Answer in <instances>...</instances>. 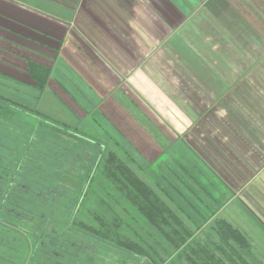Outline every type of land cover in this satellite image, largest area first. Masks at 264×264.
I'll return each instance as SVG.
<instances>
[{
	"label": "crops",
	"instance_id": "obj_1",
	"mask_svg": "<svg viewBox=\"0 0 264 264\" xmlns=\"http://www.w3.org/2000/svg\"><path fill=\"white\" fill-rule=\"evenodd\" d=\"M209 5L213 9L208 12ZM209 17L229 25L228 33L215 30L219 51L213 50L217 62L214 67L219 72L229 70V78L234 71L245 73L230 82L205 80L193 74L202 77L201 84L187 80L186 86H201L207 95H214L210 100L197 91L196 98L211 105L207 111L187 114L179 108V96L164 86L169 74L163 70L170 71V53L185 49L182 41L189 34V22L196 18L198 24L201 20L208 23ZM0 19V35L8 45L0 54L1 66L26 69L21 53L51 67L49 80L53 81L51 74L58 61L70 64L75 72H81L90 93L99 97L102 105L98 115L103 125L117 128V134L126 138L131 136L132 149H140V154L149 152L155 158L160 150L135 121L138 113L151 112L142 98L156 100L159 94L171 102L179 118L189 121L187 127L179 126L183 128L179 133L170 131L154 115L161 129L156 125L147 128L164 136L167 149L172 151L166 136L178 144L168 160L170 166L177 167L176 162L180 167L194 164L216 180L227 192L218 215L232 207L229 213L235 220L222 217L235 223L240 220L236 215L244 214V226H250L252 231L259 229L264 245V152L259 156L248 144L259 134L249 125V118L257 111L254 99L258 98L264 109V101L260 100L264 97V75L260 72L264 71V0H0ZM19 34L28 44L18 40ZM180 91L184 95L186 90ZM77 92L84 96L80 90ZM189 92L193 91L188 89V95ZM71 98L75 100L72 95ZM240 103L247 109L239 108L248 118V123L243 122L238 130L244 138L216 121L219 117L215 109L225 104L235 109ZM229 113L230 118H237ZM123 140L128 142V138ZM261 141L264 148L262 138Z\"/></svg>",
	"mask_w": 264,
	"mask_h": 264
},
{
	"label": "trees",
	"instance_id": "obj_2",
	"mask_svg": "<svg viewBox=\"0 0 264 264\" xmlns=\"http://www.w3.org/2000/svg\"><path fill=\"white\" fill-rule=\"evenodd\" d=\"M19 56L26 69L2 68L0 78L39 94L0 93V264H264L244 231L218 215L199 166L155 172L181 184L170 181L171 193L150 186L109 142L42 113L51 67ZM96 126L120 145L117 128Z\"/></svg>",
	"mask_w": 264,
	"mask_h": 264
},
{
	"label": "rangeland",
	"instance_id": "obj_3",
	"mask_svg": "<svg viewBox=\"0 0 264 264\" xmlns=\"http://www.w3.org/2000/svg\"><path fill=\"white\" fill-rule=\"evenodd\" d=\"M209 11L213 9L211 5H209ZM191 15V14H190ZM228 15V13H227ZM207 19L208 23L201 20L199 24L197 23L198 20L196 18L193 19L192 22H189V34L187 35V38L184 39L183 42V48L185 49L183 51L178 50L177 53L171 54L168 56V60L171 64L170 71H164L167 74H169L168 79L164 80V86L170 87L172 89L171 94L179 96V102L181 104H178L187 114H191V112H200V111H207V108L211 105L208 102L203 101V98H196L197 91L199 94H204L205 96H209L210 100L213 93L209 92L207 95V92L205 89L201 86L194 85L192 88H188L186 86L187 80H191L194 84H201L202 77L196 78L193 76V74H197V76H203L204 79L209 78L213 80L214 78L220 79L224 82H230V80L234 77H239L241 74L245 73V71H234V75L232 78H229L230 71L224 70L219 72L216 70L214 65H216L215 56L213 53V50H215L217 53L219 51V48L217 47L218 43V36L215 30H218L221 33H228L229 32V25L227 23H223L222 21L213 20L211 17ZM227 21V16L226 19ZM2 22L3 20L0 19ZM228 22V21H227ZM198 26V27H197ZM3 27V26H2ZM0 30H3L0 27ZM24 35L27 36V34L24 33ZM1 36V35H0ZM21 37V36H19ZM22 38V37H21ZM180 38V37H179ZM4 39V38H1ZM0 39V47H8L6 43H3V41ZM5 40V39H4ZM24 43L28 44V41L25 39H20ZM2 41V42H1ZM22 44V43H20ZM23 45V44H22ZM57 45V44H56ZM25 46V44L23 45ZM215 47V48H214ZM57 51V50H56ZM223 50H221V53ZM0 54H4V49H0ZM21 54V53H20ZM29 57L30 55L27 54ZM62 61L64 59H61ZM60 60V61H61ZM67 62V60H65ZM68 63V62H67ZM223 63V62H221ZM225 64H229L225 63ZM202 65V66H201ZM70 64H60L58 61V64H56V68L53 70L51 74L52 80H48L46 89L44 92L40 95L38 108L39 110L52 117L53 119L65 123H70L71 125H75L83 132H86L90 135H95L100 138H102L104 141L109 142V146L112 150H115L118 155L126 161L133 170L141 176L144 180H147V183L150 186L153 185V180L162 182L163 188L165 187L168 192L171 193V186L168 185V183L171 181L174 182L176 186H181L180 183L172 179V176L168 175L164 180H167V182H164V180H161V175L166 176L165 168L170 167L176 172H181L180 167H171V158L173 157V152L175 151V148L178 147V144L176 142H172V140L168 137L167 139L170 141L169 147H171L172 151L170 149H167V144L164 142V136L162 134H159L158 131L154 132L153 130L147 129L150 126H155L154 121V115L160 120L161 123H163L164 126H167L170 131L178 132L181 131L182 127H187V123L189 122L186 118L181 119L179 118V114L174 111L176 109L171 102L169 103L167 99L161 95L158 94L156 100L148 99L147 97H143L142 99L145 101V106L151 111L150 114L146 111L145 113H138L137 117L135 118V121L138 122L141 125L142 129H145L146 131L142 130L146 134H148L149 138H151L154 141V145L159 148L160 150H157L158 156L154 158L156 155H152L151 153L147 152H141L140 149H137L138 151H134L133 145H132V139L131 136L128 137V140L126 138V135L122 136L120 138V145L115 146L113 142H110L108 139L109 136L101 134L98 127L96 126V123L102 124L104 126L102 119H100V116L98 115L99 109L102 104L99 103L100 99L96 95H92L89 91L88 86L83 82V76L79 70L75 72L74 69L70 67ZM159 66V65H158ZM4 69V72L9 73L10 71L7 70L8 68L4 67V65H0V69ZM6 68V70H5ZM215 70H214V69ZM21 70V69H20ZM159 72V68L157 69ZM161 72V74H163ZM235 72L237 74H235ZM264 75V71H260ZM165 73V75H166ZM253 72H250V74ZM20 77H25L23 73H20ZM78 75L81 76L78 77ZM253 76V75H252ZM264 81V76H263ZM163 82V80H162ZM58 83V84H56ZM190 84V83H189ZM61 85V86H60ZM192 85V84H191ZM62 87V88H61ZM63 88L66 90H63ZM31 88L26 87L24 85H17L15 82H9L4 81L0 78V93H3V95L9 96L10 93H14L19 98H23L26 100H33L31 98L38 96V92L35 90H30ZM180 89H184L186 91L183 95L180 91ZM188 89L193 91L192 93L189 92L188 95ZM78 90H80L83 93V97H81L78 94ZM211 91V90H210ZM180 92V93H177ZM165 93V92H164ZM72 97L75 99L73 100ZM169 96L168 93L165 94V96ZM174 96V97H175ZM189 96V98H188ZM194 96V97H193ZM170 98V97H169ZM260 100L264 101V97ZM82 102V103H79ZM84 102V103H83ZM244 103H240L239 106L235 109H230L228 104L222 105L219 109H215L216 114H218L219 119H216L219 124L226 125L232 133L235 136H239L241 138H244L242 134L238 131L242 126H244L243 122L246 121L248 118L245 117V113L241 112L240 109H243L246 111ZM253 106L257 109V111L253 114L252 118H249V121L251 122L249 125L253 126L252 128L254 131H259V134L252 138L251 141L248 142L250 146H252L253 151L258 153L260 156L262 152H264L263 143L261 141V138L264 140V109L261 110V105L259 102V99H254ZM222 109V110H221ZM221 111V112H220ZM242 111V110H241ZM231 112L236 119L230 118ZM249 114V112L247 111ZM152 116V117H151ZM211 119H209L210 121ZM116 123V121H114ZM185 123V124H184ZM160 124V123H159ZM222 125V126H223ZM182 126V127H179ZM220 125L216 126L219 127ZM156 128L159 129L160 127L156 125ZM161 129V128H160ZM186 130V129H185ZM161 131V130H159ZM239 133V134H238ZM226 136V135H225ZM229 137H232V134L229 135ZM123 138L127 140L128 142H124ZM227 138V136H226ZM259 139V140H258ZM257 143V144H256ZM172 144V145H171ZM121 146V147H120ZM262 147V149H260ZM180 155V154H179ZM177 155V157H181ZM256 156V155H255ZM134 161H133V160ZM179 160V159H178ZM180 162V160H179ZM176 165L177 162H176ZM161 172V175L156 174L155 172ZM198 178H200V181H203L204 184H209V187L211 190H213V194L218 198V202L222 203L224 197L226 196L227 192L226 190L220 186L217 181L209 177L205 174L204 171H202L200 174H195ZM194 175V176H195ZM160 179V180H159ZM145 180V181H146ZM183 180H186L187 183H189L187 177ZM149 181V182H148ZM194 182V181H193ZM192 185V183L190 184ZM155 187V186H154ZM207 200H210L206 197ZM183 202V201H182ZM181 204V203H180ZM183 204L184 210L194 218L195 220H198L196 217L195 211L190 208L188 205ZM200 206V205H197ZM232 207H228L227 210L224 213L222 212V216L231 217L233 220V215L229 213V209ZM231 211V210H230ZM203 215L207 216V213L202 210ZM234 213V211H233ZM236 217H239L240 220H237L238 222H235L234 224L238 225L247 235L249 238L252 248L259 253V259L264 263V245L261 240V234L258 230H251V227L248 226L246 228L244 225V221H242V218H244V214L241 215L239 213L236 215ZM241 221V222H239ZM231 222V221H230ZM212 222H210L208 225H210ZM232 223V222H231ZM164 243V242H163Z\"/></svg>",
	"mask_w": 264,
	"mask_h": 264
}]
</instances>
